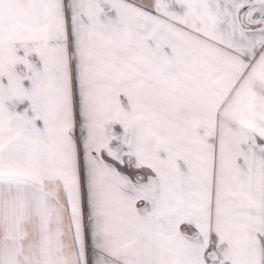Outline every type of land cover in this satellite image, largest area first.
Wrapping results in <instances>:
<instances>
[{
	"label": "snow or ice",
	"instance_id": "6c2138e0",
	"mask_svg": "<svg viewBox=\"0 0 264 264\" xmlns=\"http://www.w3.org/2000/svg\"><path fill=\"white\" fill-rule=\"evenodd\" d=\"M0 264H264V0H0Z\"/></svg>",
	"mask_w": 264,
	"mask_h": 264
}]
</instances>
